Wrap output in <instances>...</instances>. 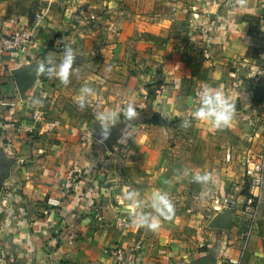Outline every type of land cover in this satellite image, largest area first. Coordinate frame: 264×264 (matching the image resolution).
<instances>
[{
	"label": "crops",
	"instance_id": "0c3cea01",
	"mask_svg": "<svg viewBox=\"0 0 264 264\" xmlns=\"http://www.w3.org/2000/svg\"><path fill=\"white\" fill-rule=\"evenodd\" d=\"M20 27L33 31L23 53L0 54L6 264H115L113 246L125 264H229L241 228L212 195L244 179L229 163L252 152L247 135L264 134L260 0H0V34ZM68 47L67 84L37 70L58 66ZM198 81L232 98L230 126L192 117ZM84 86L93 91L81 109ZM108 111L117 119L105 136L98 114ZM197 173L211 179L197 182ZM126 191L138 193V209ZM155 192L174 214L153 231L134 217L157 215Z\"/></svg>",
	"mask_w": 264,
	"mask_h": 264
},
{
	"label": "clouds",
	"instance_id": "9594fccd",
	"mask_svg": "<svg viewBox=\"0 0 264 264\" xmlns=\"http://www.w3.org/2000/svg\"><path fill=\"white\" fill-rule=\"evenodd\" d=\"M75 59V55L71 47L65 49L64 57L60 64L57 66L51 64L46 66L43 62L38 64L37 70L39 72H47L49 75L53 73L59 78L61 83L67 84L69 82V69L71 68ZM110 70V69H109ZM92 88L84 86L81 89V95L77 98L76 103L78 106L83 109L86 104L87 96L92 94ZM199 95V107L196 108L191 114L194 119L209 121L213 127L221 129L231 125L234 115H235V103L232 98L226 96L224 92L220 89H212L209 86H205L198 93ZM125 116L131 120L137 116L135 109L128 105L124 110ZM98 119L100 121L103 134L107 135V129L109 125L114 123L117 119V113L115 111H108L106 113H99ZM185 127H188L190 122L185 120L183 122ZM193 179L197 182L206 183L211 177L208 174L200 175L194 174ZM125 199L132 202L133 208L138 209L140 203L137 201L136 197L138 195L135 191H126ZM151 208L157 214L155 216L151 214L136 212L134 217V223L137 226H146L150 230L155 231L160 226L159 218L163 217L164 219H171L174 214V207L168 197L161 193L155 192L151 197Z\"/></svg>",
	"mask_w": 264,
	"mask_h": 264
},
{
	"label": "built area",
	"instance_id": "2783aa9c",
	"mask_svg": "<svg viewBox=\"0 0 264 264\" xmlns=\"http://www.w3.org/2000/svg\"><path fill=\"white\" fill-rule=\"evenodd\" d=\"M260 7L264 10V0H260ZM32 37L33 31L28 27H20L13 30L11 33L0 34V54H5L7 57L13 59L18 58L30 43ZM204 55L207 56V52H204ZM205 86L210 87L209 83L205 81H198L193 85L192 95L194 98L199 99L198 93ZM229 158V152H226L225 160L228 161ZM243 175L246 180V194L238 193L237 198H224L222 202L225 208L234 209L244 217V222L238 237V252L236 257L228 259L229 264H245L243 261L245 250L253 233L264 184V147L260 156L256 160L248 163L247 167L244 169ZM70 178L69 176V179ZM192 180L191 178V181ZM71 184V180H69L66 187H70ZM116 225L124 229L128 226V223L123 220H118ZM109 251L116 260L115 264H125V250L123 248L113 246L109 248ZM0 264H6V258L1 247Z\"/></svg>",
	"mask_w": 264,
	"mask_h": 264
},
{
	"label": "rangeland",
	"instance_id": "374dc122",
	"mask_svg": "<svg viewBox=\"0 0 264 264\" xmlns=\"http://www.w3.org/2000/svg\"><path fill=\"white\" fill-rule=\"evenodd\" d=\"M251 137H253L254 139ZM247 140H249L248 142L250 144L249 150L252 149L251 150L252 152L250 153L246 151L245 153L236 156V160L232 159L229 163L231 164L230 169H232L236 165V163H238L239 166L238 170L242 172L247 167L249 162L256 160L260 156L264 147V134L252 135L250 137L249 135H247ZM234 162L235 164H233ZM224 187L226 193L225 192H223L222 194L219 193L218 192L219 188H218L217 189L218 191L215 192L214 195H212V196H217V197H213L212 201H216V202H218L219 200L221 201L219 202V205L222 204L224 198H237L238 193L244 192L246 189V180L242 178V180H240L239 182L225 183ZM215 210H217V208ZM225 210H227L226 212L229 214V215L226 214L228 215V218H231L232 216L233 217L232 220H235L234 221L235 224H232L231 219H229L230 224L235 225L237 228L240 229L244 222V217L242 216V214L231 208H226ZM226 225H228L227 228L230 229L231 226L229 225V223H227ZM245 255H246L245 262H252L253 264H264V184H263L261 198L259 201V207L256 215L253 233L249 241V244L247 245Z\"/></svg>",
	"mask_w": 264,
	"mask_h": 264
},
{
	"label": "trees",
	"instance_id": "16d2710c",
	"mask_svg": "<svg viewBox=\"0 0 264 264\" xmlns=\"http://www.w3.org/2000/svg\"><path fill=\"white\" fill-rule=\"evenodd\" d=\"M246 192H247V191H246V189H245V191H244V192H240V193H241V194H246Z\"/></svg>",
	"mask_w": 264,
	"mask_h": 264
}]
</instances>
